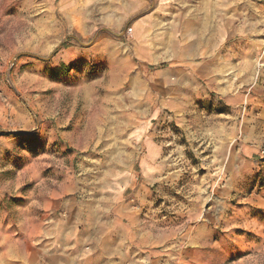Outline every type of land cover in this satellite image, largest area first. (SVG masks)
<instances>
[{"label":"rangeland","instance_id":"obj_1","mask_svg":"<svg viewBox=\"0 0 264 264\" xmlns=\"http://www.w3.org/2000/svg\"><path fill=\"white\" fill-rule=\"evenodd\" d=\"M85 222L109 263L264 264V0H0V264Z\"/></svg>","mask_w":264,"mask_h":264},{"label":"crops","instance_id":"obj_2","mask_svg":"<svg viewBox=\"0 0 264 264\" xmlns=\"http://www.w3.org/2000/svg\"><path fill=\"white\" fill-rule=\"evenodd\" d=\"M82 225L69 232L59 227L55 228L51 247L52 257L47 258L45 264H117L116 260L113 263L106 262L117 256L115 253L117 248L113 245L115 238L109 237L110 234L101 237L95 223L85 222ZM59 226L64 228V224ZM87 246H91L89 251L85 250ZM35 264L43 263L36 259Z\"/></svg>","mask_w":264,"mask_h":264}]
</instances>
